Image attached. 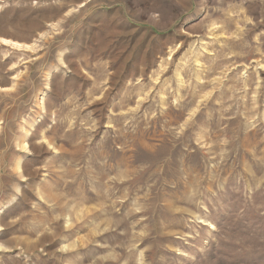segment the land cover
I'll return each instance as SVG.
<instances>
[{
	"label": "rangeland",
	"instance_id": "1",
	"mask_svg": "<svg viewBox=\"0 0 264 264\" xmlns=\"http://www.w3.org/2000/svg\"><path fill=\"white\" fill-rule=\"evenodd\" d=\"M0 264H264V0H0Z\"/></svg>",
	"mask_w": 264,
	"mask_h": 264
}]
</instances>
